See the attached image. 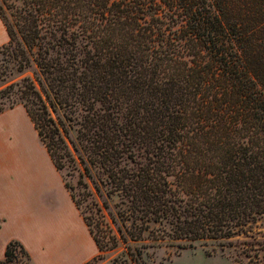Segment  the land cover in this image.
Segmentation results:
<instances>
[{"label": "trees", "instance_id": "trees-1", "mask_svg": "<svg viewBox=\"0 0 264 264\" xmlns=\"http://www.w3.org/2000/svg\"><path fill=\"white\" fill-rule=\"evenodd\" d=\"M0 19V51L36 66L0 112L17 86L97 248L83 264L119 248L111 264H146L147 248L229 242L264 217V0H0ZM0 264L32 263L12 239Z\"/></svg>", "mask_w": 264, "mask_h": 264}, {"label": "rangeland", "instance_id": "rangeland-1", "mask_svg": "<svg viewBox=\"0 0 264 264\" xmlns=\"http://www.w3.org/2000/svg\"><path fill=\"white\" fill-rule=\"evenodd\" d=\"M35 70L36 66L32 63L26 70L18 71L12 60L0 51V89L10 83H19L24 76H33ZM16 88L17 86H14V88L7 89L5 92V94L10 93L9 100H13L15 103L12 107H7L0 112V168L7 176V183L12 185L15 179V168L31 169L36 174L35 185L41 189L40 196L43 201L51 199L53 204L55 197L57 200L63 197L70 199V195L64 187L61 172L57 171L52 165L46 149L19 99V92L16 91ZM4 99V103L8 105L9 101ZM57 107L59 116L64 123L68 124L71 137L75 138L77 124L72 119L74 116L79 115L80 108L69 107L67 104ZM55 172L57 173L56 194L54 184L51 192L46 190L50 173L55 174ZM92 173L94 174V181L101 188L100 192L94 191L96 192V198L101 203L104 211L110 209L115 216L116 225H120L122 228L123 220L117 205L119 203L118 197L106 194L105 187L99 182L105 176L99 174L95 169H92ZM67 178L72 186L76 184L78 179L77 176H68ZM104 201L108 203L109 208H105ZM77 211L79 212L78 209ZM88 212L89 210H87ZM125 223L129 225L128 221H125ZM152 225L154 226V224ZM249 229L248 233L241 232L234 235L229 242L224 239H208L196 242L195 246L187 248H177L176 245H164L154 250L147 248L143 259L146 264H264V217L257 219ZM170 241L172 242V240ZM173 242L178 243V241ZM179 242L183 243L184 241ZM91 248V246L83 244L82 253H86L88 250L91 251ZM121 252L122 248H119L107 253L106 259L101 263L111 264V259L116 255H120Z\"/></svg>", "mask_w": 264, "mask_h": 264}, {"label": "crops", "instance_id": "crops-1", "mask_svg": "<svg viewBox=\"0 0 264 264\" xmlns=\"http://www.w3.org/2000/svg\"><path fill=\"white\" fill-rule=\"evenodd\" d=\"M7 41L0 19V46ZM15 169V179L8 185L0 168V259L12 239L24 245L32 264H83L94 256L97 248L71 198L55 197L53 204L51 199L43 201L41 189L35 185V172ZM56 182L57 173H50L46 190L51 192L54 184L56 194ZM83 244L91 246V251L82 253Z\"/></svg>", "mask_w": 264, "mask_h": 264}]
</instances>
